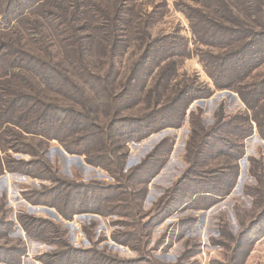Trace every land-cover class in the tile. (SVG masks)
<instances>
[{
	"label": "rangeland",
	"instance_id": "obj_1",
	"mask_svg": "<svg viewBox=\"0 0 264 264\" xmlns=\"http://www.w3.org/2000/svg\"><path fill=\"white\" fill-rule=\"evenodd\" d=\"M29 1L0 0L1 92L6 84L12 90L26 91L61 110H89L106 135L113 117L147 119L161 106L171 107L175 116L172 123L180 120L176 128H167L139 143L128 144L127 168L137 165L164 138H169L165 144L168 151L173 144L167 159L160 160H164L163 167L149 183L148 192L145 191L146 210L154 212L158 199L168 193L167 189L173 191L172 183L192 168L191 149L207 132L219 131L228 120L243 126L248 119L254 130L243 141L244 152L207 155L210 158L203 167L217 170V187L225 185L224 191H230L218 200L203 202L204 205L217 200L212 206L191 208L194 199L153 228L147 216L130 219L127 231L134 248L113 239V233L123 228L116 224L115 215L77 214L66 221L70 243L89 246L88 235H92L99 242L98 248L107 249L114 258L136 260L135 264H264V218H261L264 184L257 179V174L264 175V139L257 130L259 124H264V0L252 1L255 20L248 5L234 6L233 2L238 0H214L216 9L220 10L218 4L223 6L224 17L212 8V3L201 0H35L28 4ZM208 21L224 22L232 28L247 27L244 42L254 41V47L258 48L257 54L250 53L247 59L249 65L257 57L252 62L253 70L235 83L249 99L250 85L256 83V88L263 92L259 95L260 102L254 105L253 101L251 108L238 92L218 90L207 73L204 61L211 56L227 58L232 50L244 46L239 41L232 46L221 42L215 32L219 29ZM202 26L208 27V33L216 34L212 37L217 43L209 34L203 35ZM34 37L39 40L34 41ZM19 50H25L31 57L17 53ZM14 57V63L9 61ZM34 58L53 68L48 75L55 84H48L38 70L26 63L27 59ZM55 71L64 73L69 80L56 79ZM86 96L88 102H85ZM110 97L112 101L108 100ZM12 106L14 115L2 113L3 108L7 111V105L0 96V173L1 162L6 157L28 161L32 155L57 162L62 174L70 178L113 182L107 168L88 163L86 156L66 152L68 158L64 161L59 150L64 148L57 140H50L52 143L45 155L46 137L34 132L31 119H23L18 114L24 105ZM58 117L62 119L64 113ZM42 123L50 134L53 129L54 135L61 136L57 131L59 122ZM238 135L233 136L232 144L238 143ZM11 138L17 139L22 147L10 149ZM104 142L109 143L108 139ZM204 146L211 154L210 147ZM252 160L257 163L253 164ZM42 183L46 181L9 170L0 176L1 253L13 261L17 256L14 249L25 248L21 264H42L37 258L52 248L30 239L19 221L20 210L38 218L59 219L54 208L28 201L30 189ZM190 187L184 189L190 192L194 186ZM132 202L134 212L140 202ZM110 206L116 209V204ZM254 219L253 233L244 232ZM149 229L151 236L147 242L145 235ZM142 255L146 260L143 261Z\"/></svg>",
	"mask_w": 264,
	"mask_h": 264
},
{
	"label": "trees",
	"instance_id": "obj_2",
	"mask_svg": "<svg viewBox=\"0 0 264 264\" xmlns=\"http://www.w3.org/2000/svg\"><path fill=\"white\" fill-rule=\"evenodd\" d=\"M34 1L35 0H30L28 4H33ZM201 1L204 3H212V8L216 9L215 6H213L214 0ZM252 1L253 0H238L233 2V4L234 6L240 4L248 5L251 16H253L255 20L256 17L252 9ZM217 6L220 7V10L216 9L217 12L224 17L225 11L223 10V6L220 4ZM80 18L82 17L80 16ZM208 22H210L214 28L219 29L218 31L215 30V32L221 37V42H227L232 46L233 42L237 43V41H239L244 46H239V49L232 50L229 55H226L228 56L227 58H225L224 55L211 56L210 59L204 61L203 63L207 69V73L211 79L214 80V86L218 90H234L238 92L242 96L243 101L251 108L253 101L255 102L254 105L260 102L259 95L263 92L259 87L256 88V83L250 85V89H248L249 92L245 89L251 98L249 99L243 95V89L241 91V88H238L235 83L238 82L240 78L247 76L249 71L253 70L252 62L257 59V57H254L249 65L247 59L250 53L257 54L256 51L258 48L254 47V41L244 42L243 37L247 27L232 28L228 27L224 22ZM201 29L203 30V35L209 34L212 39L215 38L212 36H216V34L212 35L208 33V27L202 26ZM38 40L39 39L35 40L34 37V41ZM214 41L217 43V40ZM17 53H21L25 57H31L25 50H19ZM151 55L154 56L155 54ZM6 56L7 54H4V57ZM156 58H160L159 55H156ZM38 60L37 58L32 60L27 59L26 63L35 70H38L42 75V79L47 80L48 84L49 82L55 84L54 80L48 75V72L53 68ZM9 61L14 63L16 58L14 57ZM82 69L84 70V68ZM59 73L61 74L55 71L54 77L56 79L60 77L62 79L64 78L66 82L69 80L64 73ZM86 82L89 81L86 79ZM24 83L27 84L26 79ZM8 87L9 85L5 84V90L2 92L0 91L3 103L7 105V111L3 108L2 113L7 112L8 115H14L16 111L12 105H24L22 110H19L18 114H20L23 119H31L30 122L34 132L40 136H44L43 138L46 137L47 140L44 139L46 142L44 144L46 147L45 155L48 149L47 146L52 143L50 140H57L64 148V150L59 149L61 150L60 155L64 161H67V153L76 156H86L88 163L94 166L107 168L110 175L114 178L112 183L97 180L87 182L82 181L77 176L70 178L62 174L57 162H51L47 158L39 159L34 156L32 157V155L31 159L28 161H24L23 159L16 160L12 156L6 157V160L3 159L1 162V168L3 169L0 176L4 174L5 170H9L13 173H24L39 178L42 181H46V183H42L40 186H34L30 189L31 191L27 194L28 201L33 205L54 208L59 219L38 218L34 214H27L25 210H20L21 215L19 216V221L22 224L21 226L30 239L44 242L52 247L50 251H47L37 258L42 264H135L136 262L134 261L136 260L129 261L118 257L114 258L108 253L107 249L98 248L97 244L99 242L95 241L92 235L87 234L89 246L72 245L69 240L66 221L72 220L77 214L115 215L118 218L116 224L123 228L113 233V239L120 244L134 248L127 231V222H129L130 219L135 217L138 219V216H147V219L151 220L150 224H152L151 227L153 228L154 224L162 223L164 220L174 215L184 204L194 199L195 203L194 201L192 202L191 208L202 209L204 206L205 208L212 206L213 203L219 199V196H226L229 194V190L224 191L225 185L217 187L219 186L217 175H215L217 170H208L203 167L205 166L204 163L210 158H207V155L215 154L216 156H222L226 153H234V151L244 152L243 141L254 134V130H251L253 127L249 124V119L245 121L243 126L236 124L233 122L234 120H228L220 127L219 131L214 129L216 131L207 132L195 148L191 149L193 152L191 156L189 155V158L192 162V168L190 170L187 169L186 173H183L175 183H172L173 185L171 188L175 189L173 191L170 188L167 189L166 192L168 193L165 192L166 194L158 199L159 201L155 205V211L151 212L145 209L143 200L146 196L145 194L148 192L149 183L160 172L164 165V160L167 159L173 144L168 151L165 144L169 138H164L162 142L160 144L157 143L153 150L142 158L137 165L127 168L126 161L130 151L128 144L130 142L139 143L164 129L176 128L181 122L176 119L177 124H175L176 121L172 123L173 120H175V116L171 107L161 106L162 108L148 115L147 119H145V117H113L111 123L112 129L109 128L106 135L104 129L93 120V115H91L89 110L87 112L77 111L74 108L61 110L55 105L48 104L36 96L33 97L26 93V91H15ZM85 99V102H88L87 96ZM108 100L112 101L113 98L110 97ZM59 113H64L62 119L58 117ZM42 122H48L52 125L59 122L60 124L57 126V131L61 133V136L54 135L53 129L50 134L49 132L51 131L44 128ZM118 124L124 125L118 126ZM168 125L173 126L171 127ZM116 126L118 127L115 129ZM257 130L262 139H264V124H259V129ZM105 135L106 137H104ZM200 135H204V132L202 134L200 133ZM234 135H238L239 141H237L238 143L232 144ZM193 137L194 135L192 138ZM110 138L114 140V142H111L109 140ZM107 139L109 143L104 142ZM11 142L13 146L9 145L10 149L18 150V147H22V144L20 145V142L15 138H11ZM104 143L106 144L105 147L100 150L99 147ZM205 144H207V149L210 147L211 154H209V151L205 150ZM162 158L164 160L160 161ZM252 162L254 164L256 161L252 160ZM253 172L255 174V171ZM257 176L258 181L264 184V175L260 173L257 174ZM190 184L194 186V189L192 188L190 192H187L184 188L186 187V189L189 190L191 188ZM231 187L232 184L229 185V189H231ZM219 189L223 190L218 191ZM256 194H259V192ZM141 195L142 198L140 197ZM215 199H217L215 202L203 205V202L214 201ZM132 200L140 202L136 205L138 210L134 212H132L134 206ZM199 203H202V205L197 206ZM114 204H116L115 210L110 206ZM261 218H264V213ZM255 221L256 219L252 220L245 228L244 232L249 231L248 233H253L254 230L251 229L256 224L254 223ZM258 228L259 226L255 229ZM150 229L145 235V241L147 242L150 241ZM84 231L86 232V226H84ZM257 233H259V231H256V234ZM259 238L260 236L254 237L253 241ZM2 250L3 249L0 248V262L8 264H21V258L26 253L25 248L14 249L15 253L17 252V256L12 261L8 256L1 253ZM139 252L141 253V251L137 250L138 254ZM142 259L143 261L146 260L145 255H142ZM141 262L142 261H140V263Z\"/></svg>",
	"mask_w": 264,
	"mask_h": 264
}]
</instances>
